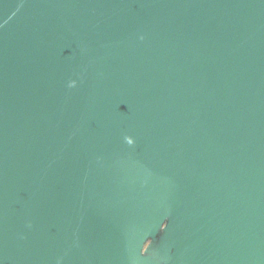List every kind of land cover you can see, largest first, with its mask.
<instances>
[{
    "label": "water",
    "instance_id": "1",
    "mask_svg": "<svg viewBox=\"0 0 264 264\" xmlns=\"http://www.w3.org/2000/svg\"><path fill=\"white\" fill-rule=\"evenodd\" d=\"M0 264H264V0H0Z\"/></svg>",
    "mask_w": 264,
    "mask_h": 264
},
{
    "label": "clouds",
    "instance_id": "2",
    "mask_svg": "<svg viewBox=\"0 0 264 264\" xmlns=\"http://www.w3.org/2000/svg\"><path fill=\"white\" fill-rule=\"evenodd\" d=\"M69 87H75V82L73 81V82L69 85ZM125 140H126L127 143H129V144L132 143V141H131L128 137H125Z\"/></svg>",
    "mask_w": 264,
    "mask_h": 264
},
{
    "label": "flooded vegetation",
    "instance_id": "3",
    "mask_svg": "<svg viewBox=\"0 0 264 264\" xmlns=\"http://www.w3.org/2000/svg\"><path fill=\"white\" fill-rule=\"evenodd\" d=\"M149 245H150V243H147V244H146V247H148Z\"/></svg>",
    "mask_w": 264,
    "mask_h": 264
}]
</instances>
